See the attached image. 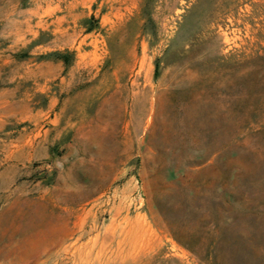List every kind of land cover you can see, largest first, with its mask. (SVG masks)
Returning a JSON list of instances; mask_svg holds the SVG:
<instances>
[{
  "label": "rangeland",
  "instance_id": "rangeland-1",
  "mask_svg": "<svg viewBox=\"0 0 264 264\" xmlns=\"http://www.w3.org/2000/svg\"><path fill=\"white\" fill-rule=\"evenodd\" d=\"M0 264H264V0H0Z\"/></svg>",
  "mask_w": 264,
  "mask_h": 264
},
{
  "label": "bare ground",
  "instance_id": "bare-ground-1",
  "mask_svg": "<svg viewBox=\"0 0 264 264\" xmlns=\"http://www.w3.org/2000/svg\"><path fill=\"white\" fill-rule=\"evenodd\" d=\"M139 88H138V85H137V83H136V81L131 85V88H130V91H129V94H130V96H129V98L131 99V100H133V102L135 103V102H137L139 99H143V98H145L146 97V94H143V93H141V91H139L138 90ZM138 90V91H137ZM149 114H150V111L148 110H145L144 112H142V114H140V119H141V121H143L144 122V124H147V122H145V120L147 119V117L149 116ZM135 113H134V111H132L131 113H130V115H129V117H130V119H131V121L128 123V125L130 126V123L133 121V119H134V117H135ZM127 132H129V131H127ZM135 133H137V130H135L134 131ZM137 227V226H136ZM136 227H134V229L136 228ZM137 229V228H136ZM135 229V230H136ZM133 233V232H132ZM131 233V234H132ZM138 233V232H137ZM129 236V235H128ZM133 235H131V238H133L132 237ZM134 239H136V237L134 238ZM139 240V239H138ZM127 241V240H126ZM134 241V240H133ZM128 242V241H127ZM143 242V241H142ZM131 243V242H130ZM134 243V242H133ZM126 244V243H125ZM127 244H129V243H127ZM136 244V243H135Z\"/></svg>",
  "mask_w": 264,
  "mask_h": 264
},
{
  "label": "trees",
  "instance_id": "trees-1",
  "mask_svg": "<svg viewBox=\"0 0 264 264\" xmlns=\"http://www.w3.org/2000/svg\"><path fill=\"white\" fill-rule=\"evenodd\" d=\"M157 75H158V71H157V69H156V72H155V77H157Z\"/></svg>",
  "mask_w": 264,
  "mask_h": 264
}]
</instances>
